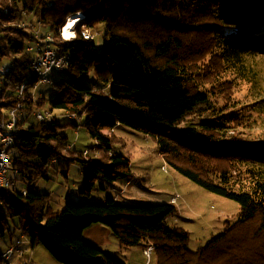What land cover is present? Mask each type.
<instances>
[{
  "label": "trees",
  "instance_id": "obj_1",
  "mask_svg": "<svg viewBox=\"0 0 264 264\" xmlns=\"http://www.w3.org/2000/svg\"><path fill=\"white\" fill-rule=\"evenodd\" d=\"M79 13L85 15V29L78 27L77 37L62 45L74 64L52 83L53 119L31 123L46 101L32 97L37 77L34 54L27 50L36 40L31 18L60 39L66 20ZM100 26L107 38L102 51L82 35ZM261 30L264 0H0V65L7 59L11 64L0 73V118L21 101L16 86L30 82L11 175L32 187L72 162L87 171L80 191L87 200L67 198L56 211L50 195L9 194L0 237L18 229L32 249L43 245L73 264H128L84 238L89 227L100 224L124 249L153 246L158 264H264V142L241 146L236 137L241 117L220 97L224 83L246 80L257 106L264 105V84L252 61L264 57ZM91 71L101 87L79 80ZM55 110L76 119L59 124ZM68 125L85 127L105 159L94 161L74 150L61 132ZM122 125L153 137L159 153L183 176L237 201V220L227 221L222 234L192 251L189 233L168 225L178 211L173 203L89 200L99 181L133 178L130 157L115 152L114 132Z\"/></svg>",
  "mask_w": 264,
  "mask_h": 264
},
{
  "label": "rangeland",
  "instance_id": "obj_2",
  "mask_svg": "<svg viewBox=\"0 0 264 264\" xmlns=\"http://www.w3.org/2000/svg\"><path fill=\"white\" fill-rule=\"evenodd\" d=\"M31 19L35 23V31L53 36V34H49V29H42L36 23L37 18L33 16ZM78 27L82 29L85 26L82 23L79 24L75 28L76 31ZM90 31L94 36V42L97 45L98 51H102L104 43L107 40L104 26L90 29ZM77 35L78 33L76 32V37ZM260 36L264 37V30H261ZM209 59L210 57L207 56L205 62L209 61ZM217 59L220 61L219 57ZM252 61L256 64V69L259 72V80L264 84V57H253ZM200 64L203 65L201 62ZM10 67V60H4L0 65V73H4L3 70L10 69ZM63 76L56 72H52L49 75L53 82ZM79 80L94 88L101 87L94 71L81 76ZM223 86L225 87V91L220 95L222 102L228 101V104L232 105L229 110L239 115L242 120V125L238 128L239 134H236V137L244 143L241 146L264 142V105L257 106L259 103H256L257 100L251 93L252 84L246 80H233L230 83H224ZM54 93L52 84H39V88L35 91L36 98H45L46 101L42 107H38L36 110L49 111V99L54 96ZM253 109L259 113L256 114ZM62 113L63 111L60 110L54 111L57 122L59 124H66L70 121V118ZM85 119V115L81 117V121ZM30 121L31 123H37L34 115L30 118ZM61 132L63 135H67V142L73 146L74 150L79 153L88 152L89 158L94 161L105 159V153L100 148L98 142L89 136L85 127L74 128L72 125H68L61 129ZM114 133L119 142V144L115 145V152L130 157L133 178L116 183L99 181L89 200L104 202L108 198L114 197L122 204H164L170 203L171 197L179 195L176 204L178 211L168 219V225L180 227L189 233V247L192 251H198L215 237L222 234L225 231L227 221L234 222L237 220L240 213V204L237 201L213 193L177 172L159 153L157 141L153 137L125 125L119 126ZM164 167L166 170L163 169ZM86 175L87 171L79 162H72L68 169L60 171L52 169L49 172L50 179L40 180L35 186L27 187L25 182L21 181L18 183L20 188H25L35 195H50L53 200L52 209L56 211L64 205L67 198L75 201L87 200L86 198H82L80 194V191L84 188ZM128 181H130V184L127 185ZM97 226L92 227L93 229H87L86 238L93 241L94 244H100L104 247L107 245L108 248L106 249H111V231L104 225L99 224ZM11 228H14L12 224ZM21 239L25 240V237H23L18 229L11 237L9 234L5 237H0V252H5L8 246L17 243ZM139 245L140 249L135 246L126 249V251H131H128L129 253L123 257L117 252L111 253L116 257L118 256L119 259H125L128 264H146L147 257L144 252L146 245ZM26 247L29 251L28 256H30L33 253V249L28 244ZM111 251L117 250L112 248ZM149 264H158L155 253L152 255Z\"/></svg>",
  "mask_w": 264,
  "mask_h": 264
},
{
  "label": "bare ground",
  "instance_id": "obj_3",
  "mask_svg": "<svg viewBox=\"0 0 264 264\" xmlns=\"http://www.w3.org/2000/svg\"><path fill=\"white\" fill-rule=\"evenodd\" d=\"M85 15L80 13L74 17H70L66 25L62 28L60 32V39H55L51 35H47V48H54L56 46H61L60 50H54V54L51 56V63H50V71H56V73L60 74H67L68 70L73 66L74 61L73 57L63 49V43H68L72 41L76 37V30L75 28L84 21ZM32 53L34 55H41V47H33ZM4 72H8L9 69H4ZM32 73L37 77V82L34 84L33 89L36 86H39L42 82V72L36 70V66L34 61L32 62ZM51 73H47L46 76L43 78V84H52L53 80L50 79L49 75ZM30 82H24V88L21 91V101L22 104H26L27 101V91L29 90ZM32 89V92H33ZM35 91L33 94V98L35 99ZM1 94V88H0ZM24 110L23 107H16L15 111V118H12L11 109L5 112H2L5 117V121H9V130L21 131L19 128V121L22 118ZM43 111L37 109L35 110L34 114H41ZM48 116L53 117V114L50 111H45ZM16 136H10L7 140L6 150H5V174L8 176V181H2V189H0V215L4 212L6 207V199L8 198L9 194L15 193V184H10L9 182H15L16 179L11 175L13 171V159H12V148L15 143ZM88 152H85L86 154ZM166 170V168H163ZM16 193L27 196L28 191L25 188H20L19 183L17 182V190ZM154 254V247L152 246V255Z\"/></svg>",
  "mask_w": 264,
  "mask_h": 264
},
{
  "label": "built area",
  "instance_id": "obj_4",
  "mask_svg": "<svg viewBox=\"0 0 264 264\" xmlns=\"http://www.w3.org/2000/svg\"><path fill=\"white\" fill-rule=\"evenodd\" d=\"M76 30V29H75ZM82 35L87 40L94 39V36L92 35L90 30H83ZM35 37L36 40L31 42L27 50L28 52L32 53L33 47H41V55H34V63L36 66V70H39L42 72V82L43 84V78L46 76L47 73H52L56 71H50V63H51V56L54 54V50H60L61 46H56L54 48H47V36H42L40 31H35ZM39 86H36L33 89L32 97L34 94V90H37ZM25 89L24 83H21L16 86L15 93L18 96L19 100H21V91ZM17 107H23V110L25 111V104H22V101H20L17 105ZM15 111L16 108H12V118H15ZM35 116V119L37 122H43V123H49L52 121L53 117L48 116L47 113L42 112L41 114H33ZM70 119H76L74 115L69 116ZM20 131L15 130H9V121H5L4 114H2V118H0V189H2V181H8V176L5 174V150H6V144L7 140L10 136H15ZM85 156L88 155V153L84 154ZM10 184H15V193L17 190V181L15 182H9ZM179 199V195L177 197L172 198V203L177 204V201ZM29 245L30 247V241L29 239L25 240H19L17 243L7 247L6 251L2 253V263L1 264H30L31 259L30 256H28V248L26 245ZM145 255L147 257V263L149 264L152 257V246H148L145 249Z\"/></svg>",
  "mask_w": 264,
  "mask_h": 264
},
{
  "label": "crops",
  "instance_id": "obj_5",
  "mask_svg": "<svg viewBox=\"0 0 264 264\" xmlns=\"http://www.w3.org/2000/svg\"><path fill=\"white\" fill-rule=\"evenodd\" d=\"M128 184H130V181L127 182V185ZM174 197L175 196L171 197L170 203H172V198H174ZM97 225H99V224L93 225V226L89 227V229H93L92 227H98ZM86 231L84 232V238L94 244L93 241H91L90 239L86 238V236H85L86 235ZM23 237H25V236H23ZM111 237H112L111 238L112 239L111 240L112 241V247H111V249H106V248H108L107 245H106V247H104L103 245H100V244L99 245L98 244H95V245L103 248L104 250H106L109 253H111V252H117L122 257L125 254L129 253L128 251H131V250H127L126 251V249L122 248L121 245H120V243H119V241L117 240V238L113 234H112ZM25 238L28 239L27 237H25ZM135 247H137V248L140 249V245L139 246H135ZM146 247H147V245H146ZM146 247H144V251H145ZM112 248H115L117 251H111ZM30 256H31L30 259L32 258L31 259V264L32 263H35L36 264V262H37V264H73V262L71 260L66 259V258H62V257H59V256L55 255L50 248L45 247L43 245L36 246L33 249V253ZM123 260H125V259H123Z\"/></svg>",
  "mask_w": 264,
  "mask_h": 264
}]
</instances>
